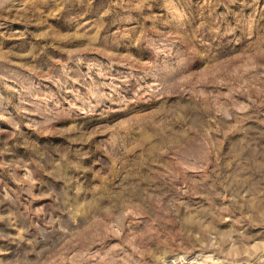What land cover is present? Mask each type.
Returning a JSON list of instances; mask_svg holds the SVG:
<instances>
[{
    "label": "rangeland",
    "instance_id": "rangeland-1",
    "mask_svg": "<svg viewBox=\"0 0 264 264\" xmlns=\"http://www.w3.org/2000/svg\"><path fill=\"white\" fill-rule=\"evenodd\" d=\"M0 264H264V0H0Z\"/></svg>",
    "mask_w": 264,
    "mask_h": 264
}]
</instances>
